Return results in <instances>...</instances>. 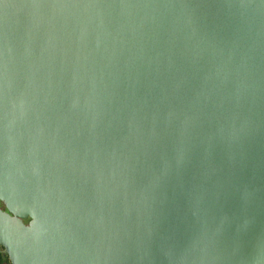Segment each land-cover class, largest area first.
Here are the masks:
<instances>
[{"label": "water", "instance_id": "1", "mask_svg": "<svg viewBox=\"0 0 264 264\" xmlns=\"http://www.w3.org/2000/svg\"><path fill=\"white\" fill-rule=\"evenodd\" d=\"M10 264H264V0H0Z\"/></svg>", "mask_w": 264, "mask_h": 264}, {"label": "trees", "instance_id": "2", "mask_svg": "<svg viewBox=\"0 0 264 264\" xmlns=\"http://www.w3.org/2000/svg\"><path fill=\"white\" fill-rule=\"evenodd\" d=\"M7 255L4 254L3 249L0 248V264H4L5 262H8Z\"/></svg>", "mask_w": 264, "mask_h": 264}, {"label": "rangeland", "instance_id": "3", "mask_svg": "<svg viewBox=\"0 0 264 264\" xmlns=\"http://www.w3.org/2000/svg\"><path fill=\"white\" fill-rule=\"evenodd\" d=\"M4 264H10V262L8 261V262H5Z\"/></svg>", "mask_w": 264, "mask_h": 264}, {"label": "flooded vegetation", "instance_id": "4", "mask_svg": "<svg viewBox=\"0 0 264 264\" xmlns=\"http://www.w3.org/2000/svg\"><path fill=\"white\" fill-rule=\"evenodd\" d=\"M0 207H3L2 203L0 202Z\"/></svg>", "mask_w": 264, "mask_h": 264}]
</instances>
